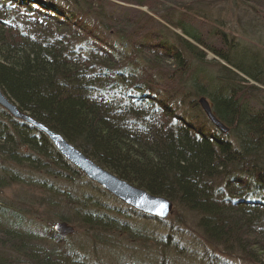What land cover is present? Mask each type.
<instances>
[{"label": "trees", "instance_id": "16d2710c", "mask_svg": "<svg viewBox=\"0 0 264 264\" xmlns=\"http://www.w3.org/2000/svg\"><path fill=\"white\" fill-rule=\"evenodd\" d=\"M178 1L0 0V58L7 48L16 68L0 62L3 94L120 178L176 206L167 235L157 238L159 256L112 254L105 246L146 241L138 213L0 106V264H93L98 249L111 264H181L173 252L207 264L200 251L172 242L187 220L190 244L264 264V106L247 100L255 94L246 89L260 87L238 81L240 72L264 85L259 51L228 40L220 13L193 18L176 10ZM144 6L161 12L160 21ZM198 96L227 132L207 118L206 127L195 124ZM19 187L33 200L28 210ZM55 221L76 232L59 236Z\"/></svg>", "mask_w": 264, "mask_h": 264}, {"label": "rangeland", "instance_id": "374dc122", "mask_svg": "<svg viewBox=\"0 0 264 264\" xmlns=\"http://www.w3.org/2000/svg\"><path fill=\"white\" fill-rule=\"evenodd\" d=\"M176 4L175 3L173 4L176 10H180L182 9V7H185L183 9L186 11L192 10L189 12V14L193 18L196 12H199L201 16H204L205 13L207 15L208 13V17H212V16L214 17L218 13H220V15L223 17V22H222L223 24L220 26L221 28L220 30L224 31L230 37L228 40H231V38L233 37L232 39H235V41L238 42L240 46L251 48L254 52L259 51V53L255 52L257 54V58H256L257 65L261 67L262 69L264 68V6L263 5L258 6L257 4L254 5L253 2L246 3L242 0H184V1H178ZM141 8L143 9V11L153 14V17H155L157 21H160L159 13L161 12L156 11L154 14L152 10H149L145 6ZM196 20L198 19L196 18ZM198 21H201V20H198ZM161 22L163 23L162 20ZM203 22L207 26L212 25V24L207 23L206 21H203ZM172 29H173L172 32L181 33L179 29H176L174 27H172ZM169 30L171 29L169 28ZM219 47H221V42L218 43L217 48ZM206 58L209 60L214 58V59L219 60V62L224 63L223 61H220L221 59L218 56L213 55L211 52L207 53ZM249 67L251 68V66ZM238 74H239V77L243 79V80H238L241 85L249 86L250 84V85H256L260 87L259 88L260 90L258 91L246 89L247 91L253 92L255 94L254 95L255 98L247 97L248 102L252 104L253 106H255L257 109H259L258 107L260 106H264V85L256 82L253 79L247 78V76H245L244 74L240 72H238ZM246 90L244 89L243 91H246ZM200 98L201 96L198 98V100ZM197 103L199 104L200 102H197ZM192 113L197 116V118H195L194 120L196 125L198 126L203 125L204 127L207 126L205 118L208 119V117L206 116L203 110L202 112L196 111ZM217 119L219 118L217 117ZM44 177L47 178L49 182L53 181L56 184L61 185L64 182V180H62L61 177L55 176L54 179L47 175H45ZM87 180L90 181L89 179ZM90 182L95 184L97 187L101 188V186L98 185L97 183L93 181H90ZM19 189L21 188L19 187L15 190L19 191ZM117 200L120 202L121 207H127L131 209L128 205H126L119 199ZM171 202H172L171 212L169 213L167 218L160 219V221L158 219H155L149 215H146L134 209L138 213L137 219H136L138 221L137 223L145 225L148 229L147 230L148 237L146 238V241H139L135 239L127 247H122V246H119V247L116 246L117 248L114 246L112 247L105 246V247H107L109 251L112 252V254H114L113 251L115 250L120 251V253L124 254L127 257V261H134V258H133L134 253H140L144 255L145 257L144 261L147 260L148 256L150 257L159 256L162 246L158 243L159 240H157V238L161 239L162 236L167 235L169 230L167 229V226L165 225L167 224V222L171 220V216L176 211V206L174 205V202L173 201ZM69 225H72V224H69ZM192 229H194L193 222H191L190 220H187L185 224H183V226L179 227V232L173 235L172 242L175 244L177 241H179L180 245H187L188 247H192L193 249H196V251L197 250L200 251L199 256L203 255L207 264H248V263L241 262L240 260H237L235 258H229L230 256L229 257L225 256L218 251H213L212 249L209 250L204 247L199 248L195 246L194 244H190L192 242L191 237H190L191 236L190 233ZM75 232L76 231H74V233ZM74 233H72L71 235H73ZM192 235H195V234H192ZM123 242L127 243V240L123 239ZM174 244L172 246H174ZM168 251L172 253L171 252L172 248L169 249ZM172 254L181 262V264H199V258L197 259L186 258L185 259L180 252H173ZM90 259L93 264H96L98 259L102 260L104 264L113 263V262H110L111 260H110L109 254L106 251H101L100 249L97 250V255L96 254L93 256L91 255Z\"/></svg>", "mask_w": 264, "mask_h": 264}, {"label": "water", "instance_id": "95a60500", "mask_svg": "<svg viewBox=\"0 0 264 264\" xmlns=\"http://www.w3.org/2000/svg\"><path fill=\"white\" fill-rule=\"evenodd\" d=\"M199 102L212 123L217 126L220 131L226 132L228 128L213 114L208 100L201 97ZM0 105L15 118L30 124L32 127L45 134L55 146L57 152L67 160V162L79 169L87 179L97 183L124 203L156 219H165L171 212L172 200L170 198L152 194L142 187L133 185L127 180L120 178L106 167L90 159L83 151L70 143L60 133L24 114L1 90ZM54 230L59 235L65 236L72 234L74 232V227L64 221H57L54 224Z\"/></svg>", "mask_w": 264, "mask_h": 264}, {"label": "bare ground", "instance_id": "6f19581e", "mask_svg": "<svg viewBox=\"0 0 264 264\" xmlns=\"http://www.w3.org/2000/svg\"><path fill=\"white\" fill-rule=\"evenodd\" d=\"M13 43V41H11V40H8V46H10L11 44ZM1 45H4L2 42H0V46ZM5 52H6V55H5V59L3 58V57H1L0 59H1V64L3 65V66H5V67H7V68H14V69H16L15 67H14V65H12L11 64V62L10 61H7L8 60V56H7V54H8V51H7V48L5 49ZM19 108V107H18ZM19 110H21L24 114H26V115H28L29 117H31V118H33L35 121H37V122H40L39 120H37L35 117H33L28 111H26V110H23V109H20L19 108ZM11 115V114H10ZM12 117H14L13 115H11ZM41 123V122H40ZM43 124V123H42ZM45 125V124H44ZM46 126V125H45ZM59 133V132H58ZM61 134V133H60ZM62 136H64L63 134H61ZM65 137V136H64ZM51 142V141H50ZM92 159V158H91ZM92 160H94V161H96L97 162V160L96 159H92ZM105 167V166H104ZM8 187L10 188V186L8 185ZM23 194V196H22V201H25V203H24V209L25 210H28L29 208H30V206H31V203L30 202H27V201H33L32 199H30L29 197H28V195H27V193L26 192H23L22 191V189H20V192L18 193V195H22ZM34 197V196H33Z\"/></svg>", "mask_w": 264, "mask_h": 264}]
</instances>
